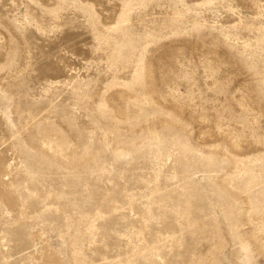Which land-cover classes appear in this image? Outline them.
I'll list each match as a JSON object with an SVG mask.
<instances>
[{
	"label": "rangeland",
	"instance_id": "1",
	"mask_svg": "<svg viewBox=\"0 0 264 264\" xmlns=\"http://www.w3.org/2000/svg\"><path fill=\"white\" fill-rule=\"evenodd\" d=\"M0 264H264V0H0Z\"/></svg>",
	"mask_w": 264,
	"mask_h": 264
}]
</instances>
